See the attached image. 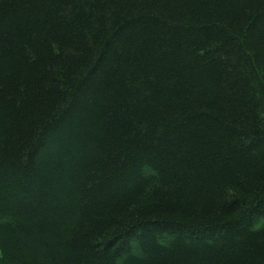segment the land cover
<instances>
[{"label":"trees","instance_id":"1","mask_svg":"<svg viewBox=\"0 0 264 264\" xmlns=\"http://www.w3.org/2000/svg\"><path fill=\"white\" fill-rule=\"evenodd\" d=\"M0 264H264V0H0Z\"/></svg>","mask_w":264,"mask_h":264}]
</instances>
